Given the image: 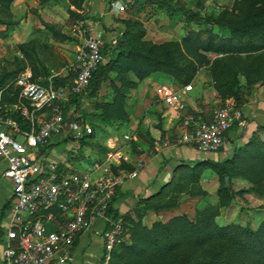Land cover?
Segmentation results:
<instances>
[{
  "label": "rangeland",
  "instance_id": "1",
  "mask_svg": "<svg viewBox=\"0 0 264 264\" xmlns=\"http://www.w3.org/2000/svg\"><path fill=\"white\" fill-rule=\"evenodd\" d=\"M141 1H143L140 5L142 9L138 8L139 5L135 6L132 2H129L126 4V11L123 15H129V18L132 19L145 18L151 21L148 25L150 31H160L161 34H151L153 37L151 40L146 37L147 29L145 28L146 36L144 40L147 42L146 44L160 46L175 42L180 45L184 55L183 57L179 56V60L185 64L192 62L198 68L195 80L189 83L193 89L185 93L184 87L187 84L183 85L166 72H155L147 77H141L135 70L138 64L128 58L123 64L124 67L120 66L109 73L94 95H85L79 104L71 101V103H67L68 111L65 114L63 134L53 137L50 142L60 141L64 138H67L68 141L60 143L61 146H58V144L55 147V153L52 156L49 154L47 157L58 161V158L63 155L71 163L73 171L88 169L95 159V155L102 160L107 154L113 139V142L122 145L129 152L132 143L125 142L124 135H132L137 127L142 128L143 132L140 135L146 142L144 145L145 150L155 152L160 147L155 143L159 140L161 145H164V142L168 143L167 146L175 144L176 140L189 129L185 126L186 117L189 115L194 116V114L190 110L178 112L165 107L156 94L157 88L162 85L171 86L174 91L180 92L185 100L188 93H194L197 85L202 84L205 88L211 86L216 90L218 98L222 101L213 106L211 110L213 116L214 111L227 100H233L242 112L241 105L238 104L239 102L235 97H228L223 100L216 89L215 75L217 73L215 74L212 68L215 61L221 60L224 65L225 61H228V65L242 70L239 72L238 77L241 82L242 98L244 97L246 101L247 96L253 92L258 84H261L255 82L254 89L250 86V81L255 80V73L257 72L258 56L256 54L236 56L233 61H230L229 57L218 54L214 47L208 45V41L213 39V34H217L218 37L212 40L215 47L225 37L229 36L230 32L226 28L205 22L198 23L195 20L187 19L185 16L182 18L171 17L160 4L149 3L146 0ZM175 1L173 0V2ZM14 2L8 11L0 5V16H7L14 23L8 30V36L6 38L0 37V76L7 72H14L20 67V63L23 64L17 76L11 78L3 88V90H6L3 103L6 109L21 112L19 109V91L17 92L18 87L16 85V79L20 73L28 67L31 70L36 69L37 72H41L39 62L35 57L37 54L33 52L34 49L38 52V58L45 63L50 71L48 76L41 74L40 78L45 79L51 75L64 77L70 74V80L74 81L77 74L74 70L76 56L87 38L99 32L98 29L103 27L106 32L105 45H108L109 48H117L118 45L120 46V41L123 40L121 28L114 26V22L122 21L121 16L113 14L111 17H107L108 15H103L105 9H101L99 6L102 3L104 7L107 6L111 10L112 0H85L81 7L72 5L71 0H59L47 4H42L41 0H22L16 5ZM90 2L96 3L90 4ZM181 3L193 11L200 12L205 17L207 15L218 16L222 12L237 14L244 10L247 1L181 0ZM68 8L75 11L76 15H72ZM143 9L141 15L140 12ZM49 26L65 33L70 37V40L61 42L55 39ZM1 29L5 30L7 28L1 26ZM191 31L199 33V36L197 38L193 36L191 40L187 41L186 38L189 37ZM157 50L154 48L155 52L162 51ZM107 58H109L108 55ZM221 77H224L223 74ZM148 79H150L149 83H147ZM25 104L29 110H32L28 102H25ZM126 115L128 120H122V116ZM37 116L38 122L36 125L39 126V121L46 118L47 115L37 113ZM26 120L30 123L27 118ZM195 121L205 120L195 117ZM166 123H169V129L167 130L165 129ZM125 125L129 126L126 128ZM151 127L159 130L156 137L149 130L147 133V129ZM55 156H58V158ZM189 168H192V166ZM259 172L256 171L254 176H251L254 181L252 178L241 176V170L230 177L223 176L211 166L203 168L196 177L186 175L185 178L182 175V178L188 181L186 186L177 184V189L174 186L167 189L164 198L156 200L155 204L157 206L170 203V208L145 211L141 223L144 227L151 229L159 221L168 222L176 216L183 215L189 221L195 223L199 219L200 213L207 209H214L218 212V215L214 217L213 221L219 227L242 225L256 229L264 221V195L261 196L252 190L256 188L264 191V172ZM224 185L231 186V190L228 191L229 195H227ZM149 211L156 212L158 217L150 216ZM164 211L168 212L169 216H171L170 212L172 211L176 215L168 220H162L164 215L161 212ZM130 236L131 226L128 225L125 240L129 248L134 246ZM228 236L231 240L238 241L240 239V234L236 230H231ZM232 244V241L221 236H215L211 242L204 246L186 241L182 246L181 253L184 258L181 257L180 253L171 252L168 264H187L188 260L199 262L204 258L206 259L210 253L217 251L223 257H227L226 253H234ZM138 247H140L139 243L136 244L134 251L127 249L130 258L133 255L131 252H136ZM238 258L242 259L243 262H247L244 257H232L234 261ZM183 259L186 262H183ZM255 262L264 264L259 260Z\"/></svg>",
  "mask_w": 264,
  "mask_h": 264
},
{
  "label": "built area",
  "instance_id": "2",
  "mask_svg": "<svg viewBox=\"0 0 264 264\" xmlns=\"http://www.w3.org/2000/svg\"><path fill=\"white\" fill-rule=\"evenodd\" d=\"M125 5L112 1L111 10L123 12ZM103 32L87 38L76 56V77L70 86L55 85L56 75L47 83L34 79L30 67L16 79L22 115L31 127L23 129L7 115L0 98V159L7 162L4 176L13 182L10 223L2 253V264H71V248L76 239L91 230L95 221L103 225V259L110 264L115 247L126 239L124 218L114 213L113 202L119 188L138 177L144 163L127 171L123 147L112 142L102 160H94L88 169L71 171L60 161L47 159L41 149L53 137L63 134L65 106L75 95L88 93L93 72L105 62ZM192 85L184 87L191 91ZM163 104L178 112L187 109L185 98L171 86L157 88ZM28 102L32 110L25 104ZM37 113L47 115L39 121ZM242 119L233 100L214 111L211 120L196 122L193 115L185 119L189 128L175 142L193 145L203 152H218L226 145L227 133ZM125 142L133 135H124ZM157 146H162L159 141ZM167 142L164 145L167 146Z\"/></svg>",
  "mask_w": 264,
  "mask_h": 264
},
{
  "label": "trees",
  "instance_id": "3",
  "mask_svg": "<svg viewBox=\"0 0 264 264\" xmlns=\"http://www.w3.org/2000/svg\"><path fill=\"white\" fill-rule=\"evenodd\" d=\"M58 1L59 0H41V3L47 4ZM84 1L85 0H71V4L81 7ZM147 1L160 4L162 8L166 9L171 17L182 18L185 16L187 19L195 20L198 23L205 22L207 24H214L226 28L230 32L229 36L225 37V39L220 41L221 43L215 47L212 40L218 37L216 36L217 34H213V39L208 41V45L214 47L218 54L229 57V59H231L230 61H233L236 56H250L256 54L258 56L257 72L255 73V80L250 81V86L253 88L255 82L264 84V0H246L247 3L244 10L237 14L222 12L218 16L207 15L205 17L200 12L193 11L189 7L183 6L181 0H176L175 2H173V0ZM13 2L14 0H0V5L8 11ZM136 3H142V1L137 0ZM68 11L72 15H76L75 11L71 8H68ZM121 22L123 24V28L121 29L123 40L120 41V46L118 45L117 48H109L107 45L105 47L104 52L109 58H107L105 62L99 65V67L93 72L88 93L73 96L70 100L71 102L79 104L82 97L85 95H94L100 89L102 81L108 77L109 73L114 69L123 66L128 58L138 64V67L135 70L141 77H147L155 72H166L183 85H188L195 80L198 68L192 62L185 64L179 60V56L183 57L184 54L178 43L169 42L160 46L146 44L147 42L144 40L146 29L140 20L126 18ZM12 25H14V23H12L7 16L1 15L0 37L6 38L8 36V30ZM1 26H6L7 29L3 30L1 29ZM49 27L55 39L61 42L70 40V37L65 33H62L55 27ZM193 36H196L197 38L199 33L191 31L186 40H191ZM23 47L26 48L25 45H23ZM154 48L158 49L157 51H162L155 52ZM33 52L37 54L35 57L39 62L40 67L38 63L37 65L41 70V72H37L36 69H32L34 79L46 84L48 77L42 79L40 76L41 74L48 76L50 73L49 68L38 58V52L36 49H34ZM227 62L228 61H225L224 65L223 61L217 60L212 67L213 72L215 74L217 73V75H215L216 89L223 100L228 97H235L239 102L238 104L241 105L246 102V99H244V97L242 98L243 95L240 91L241 82L238 77L240 74L239 72L242 70L228 65ZM20 64V67L14 72H7L0 76V92L2 91L1 104L3 105L4 110H7L8 116L17 121L23 129H29L30 123L20 111L6 109L3 104L6 91L3 90V88L8 84L11 78L17 76L23 65L22 63ZM222 64L223 66L221 67ZM219 72L220 74H218ZM222 74L224 77H221ZM70 78V74L64 77H55L56 87L72 85L74 81H71ZM18 91L19 89H17V92ZM67 111L68 104L64 109L65 114ZM122 117V120H128L127 115ZM67 141L68 139L64 138L60 141L49 142L41 149V151H47L55 145ZM131 142L135 145L134 141ZM127 165L128 162H124L122 167L128 169ZM209 166L213 167L223 176L232 177L236 172L241 170V176L252 178L251 176H254L256 171H260L259 173L264 172V141L254 135L250 142L247 145L240 147L236 151L234 157L229 160L222 162H214L210 160L199 161L192 166V168H189V165L178 166L169 183L164 185L154 196L145 198L141 201V205L136 210L135 217L128 214L120 215L117 211L113 210L115 215L124 218L126 232H128V225L131 226L130 237L134 246L129 248L126 245V240L118 244L113 251V257L110 264H168L171 252L181 254L182 246L186 241L194 243L195 245L204 246L211 242L215 236H221L222 238L232 241L234 253L228 252L226 253L227 257H223L217 251L210 253L206 259L204 258L199 262L188 260L187 264H259V262H255L256 260L264 263V221H262L256 229L242 225L219 227L213 221L214 217L218 215V212L214 209H207L199 214V219H197L195 223L189 221L187 217L183 215L176 216L168 222L159 221L155 223L151 229L142 225V215L145 211L156 209L165 210L170 208V203L157 206L155 204L156 200L164 198L167 189H171L173 186L176 189L178 185L186 186L188 181L187 179H183L182 175H184L185 178L186 175H194V177H196L203 168ZM252 180L254 181V178H252ZM224 188L225 191H227V195H229L228 191L231 190V186L224 185ZM252 190L261 196L264 195V191L262 190L256 188H253ZM231 230H236L240 234L241 240H231L228 236ZM140 242H142V244H140ZM137 243H139L140 247L137 248L136 252H131L133 255L130 258L127 249H132V251H134ZM231 256L244 257L247 262H243V260L239 258L234 261ZM251 258L252 260H250ZM183 262L186 261L183 259Z\"/></svg>",
  "mask_w": 264,
  "mask_h": 264
},
{
  "label": "crops",
  "instance_id": "4",
  "mask_svg": "<svg viewBox=\"0 0 264 264\" xmlns=\"http://www.w3.org/2000/svg\"><path fill=\"white\" fill-rule=\"evenodd\" d=\"M22 0H16L15 5ZM96 1V0H92ZM117 1L120 4H126L132 2L135 6L139 5L138 8L142 9L140 6L142 3H136L137 0H112ZM139 1V0H138ZM147 2V0H146ZM96 2H90L94 4ZM150 3V2H149ZM100 8L105 9L103 15H108L111 17L113 14L116 16H121L120 19L124 20L129 18V15H123V12H114L109 9V7H104L101 3ZM144 9L141 10V15ZM140 18V17H139ZM140 20L145 28L147 29V38L153 39L151 34H161L160 31L156 32L150 31L148 25L151 21L145 18H140ZM114 26L117 28H123L122 22H114ZM102 27V26H101ZM98 31L103 32L105 39L104 28L98 29ZM152 32V33H151ZM150 79L147 80V83ZM188 93L186 96L187 111H193L195 117L203 119L205 121L211 120V110L215 104L222 102L218 98L216 90L211 86L205 88L202 84L196 86L194 93ZM0 98H2V91L0 92ZM14 106V105H12ZM166 107V106H165ZM241 109L243 117L241 121L237 122L235 126L227 133L226 145L223 149L218 152H203L193 145L177 146L176 144H170L168 146L162 145L155 150V152L145 150L144 145L145 140L141 137L142 128H135L133 135V141L135 145L132 144V148L129 152L125 150L128 155V169L127 171H133L136 169V164L138 162H143L144 166L140 170L137 178L127 181L121 188L118 189L117 194L114 198L113 208L120 215H133L135 217L136 210L141 205V201L145 198H149L157 194L161 188L172 180L175 169L180 165H190L194 166L199 161H214L222 162L229 160L234 157L236 151L245 145H247L251 138L256 135L262 141H264V84H258L253 92L247 96V101L241 104ZM169 123H166L165 129H169ZM130 125V124H129ZM125 127L127 128V126ZM151 132L153 136L159 134V130L151 127L147 129V133ZM161 137V135H160ZM114 139L112 140V142ZM132 143V142H131ZM54 147L48 149L47 151H41L47 157L49 154L52 156L55 153ZM58 146H61L59 144ZM58 158V156H55ZM94 160L98 159V156H94ZM51 159V157H50ZM53 159V158H52ZM56 160L57 159H53ZM62 162L64 166L71 170V163L68 162L67 158L63 155L58 158V161ZM93 160V161H94ZM92 161V162H93ZM7 168V162L0 159V264H2V253L5 248V238L7 229L10 223V211L12 205V195H13V182L4 176V171ZM81 169L83 167H80ZM150 216L158 217L157 213L154 211H149ZM164 217L162 220H168L176 214L172 211L169 216L166 212H161ZM169 216V217H168ZM103 225L100 221H95L93 227L86 234L80 235L74 245L71 248L72 253L75 255V261L71 264H101L103 259V237H102Z\"/></svg>",
  "mask_w": 264,
  "mask_h": 264
}]
</instances>
